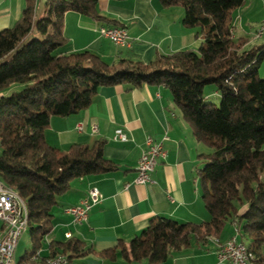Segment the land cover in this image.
<instances>
[{"label":"trees","instance_id":"1","mask_svg":"<svg viewBox=\"0 0 264 264\" xmlns=\"http://www.w3.org/2000/svg\"><path fill=\"white\" fill-rule=\"evenodd\" d=\"M98 1L49 0L42 13L31 3L13 27L0 31V178L27 204L31 240L20 263L48 242L59 198L74 179L119 168L106 157L104 139L67 149L52 146L46 139L51 118L89 107L103 86L147 83L171 90L196 139L210 148L201 155L198 173L210 220L156 217L133 239L102 254L125 264H161L195 241L220 237L235 223L253 260L264 264V79L259 76L264 45L247 48V39L234 35V11L246 0H160L164 7L181 6L183 24L200 29L203 41L198 50L158 54L148 63H108L91 50H63L68 11L108 20ZM13 83H21L22 90L5 96ZM208 84L217 85L219 105L205 100ZM48 246L51 256L62 253L68 260L90 252L77 238L51 240Z\"/></svg>","mask_w":264,"mask_h":264},{"label":"crops","instance_id":"2","mask_svg":"<svg viewBox=\"0 0 264 264\" xmlns=\"http://www.w3.org/2000/svg\"><path fill=\"white\" fill-rule=\"evenodd\" d=\"M48 1L0 0V31L13 27L31 3L36 4L39 11L40 5L45 6ZM98 10L107 21L72 10L66 13L64 33L68 41L63 46L65 52L91 50L108 63L122 59L148 63L158 54L197 49L203 41L200 29L183 24V8L164 7L160 0H99ZM234 17V35L247 39L245 47L264 45V34L256 36L264 19V0H246L234 11ZM115 24L127 28L131 46H118L100 34V26ZM119 128L127 133V141L115 139ZM149 137L162 141L167 155L159 160L152 173L154 183H135ZM46 139L61 149L74 143L93 145L104 139L106 157L117 162L119 168L104 175L72 181L70 190L59 198L53 231L45 246L34 254L39 253L34 262L44 264L51 256L49 241L77 238L90 252L69 260L68 264H125L122 258L111 260L102 252L114 248L120 240L133 239L153 218L168 217L198 224L210 220L198 177L204 165L201 155L210 148L196 139L174 102L171 90L165 85L103 86L89 107L65 117L53 116L46 129ZM2 183L5 182L0 178ZM92 186L99 188L102 201L93 207L87 221L76 223L67 208L80 204ZM3 226L1 220L0 233ZM235 229V223H228L220 237H210L206 242L195 241L161 264H231L219 259L218 249L220 243L236 234ZM22 239L23 236L15 255L19 262L26 254L17 258L24 245ZM31 258L23 262L34 263ZM249 264L257 263L252 260Z\"/></svg>","mask_w":264,"mask_h":264},{"label":"built area","instance_id":"3","mask_svg":"<svg viewBox=\"0 0 264 264\" xmlns=\"http://www.w3.org/2000/svg\"><path fill=\"white\" fill-rule=\"evenodd\" d=\"M99 32L118 46L124 47L132 44L125 26L102 25ZM263 34L264 19L256 31V36L261 37ZM115 139L127 141L128 135L123 128H119L116 130ZM146 145L139 161L138 175L135 179V183L139 184H152L155 182L152 173L159 160L167 155L162 141H156L149 137ZM102 197L99 188L92 186L88 191V195L80 204L68 207L67 212L73 216L74 222L83 223L89 219L93 207L102 201ZM22 213H24L23 203L16 200L15 193L10 192L6 185H0V219L4 223V228L0 233V264H25L15 262L16 249L26 227L22 220ZM235 232L236 234L228 239L227 245H219V259L229 261L231 264H246L242 253V241L238 239L237 227ZM70 236L71 234L68 233L67 237ZM64 256L66 255L56 254L50 256V263L64 264Z\"/></svg>","mask_w":264,"mask_h":264},{"label":"rangeland","instance_id":"4","mask_svg":"<svg viewBox=\"0 0 264 264\" xmlns=\"http://www.w3.org/2000/svg\"><path fill=\"white\" fill-rule=\"evenodd\" d=\"M182 9L181 6H178ZM39 13H42L43 10H44V5H40L39 7ZM198 29V28H197ZM202 43H200L196 48V50H198L200 48ZM259 76L260 78H263L264 79V60L259 68ZM23 88V85L21 83H13L11 84L8 88H6L5 90H3V94L5 96H8L10 95L11 93L13 92H17V91H20L22 90ZM204 95H205V100L208 101V102H213L217 105L220 104L221 102V96L220 94L217 92V85L216 84H208L206 85L205 89H204ZM2 151V148L0 146V153ZM0 224H1V219H0ZM240 238V236H239ZM22 242H23V247H21V249L19 250V253H18V257L17 258H20L22 257L26 251L28 249L31 248V240H30V233L28 230H26L23 234V239H22ZM247 244V242H245ZM24 250V251H23ZM20 251H23L21 254H20Z\"/></svg>","mask_w":264,"mask_h":264},{"label":"bare ground","instance_id":"5","mask_svg":"<svg viewBox=\"0 0 264 264\" xmlns=\"http://www.w3.org/2000/svg\"><path fill=\"white\" fill-rule=\"evenodd\" d=\"M0 185H6L10 192H14L15 193L16 200L19 201L20 203H23L24 213H22V220H23V223H25V225H26V227L24 229V232H25L27 230V226H28V207H27L26 202L24 201V199L19 195V193L12 186H10V185H8L6 183H2ZM227 244H228V239L225 242L220 243L219 245H227ZM242 253L244 255V259L246 261V264H249V262L252 261L254 259V257H255L254 253L249 250L247 244L245 242H243V241H242ZM57 255H65V254L58 253ZM37 257H38V254L32 256V258H31L32 260L31 261L34 262L37 259ZM68 261H69L68 257L64 256V264H68ZM15 262L16 263H20L19 261H17L16 256H15ZM21 263L29 264V263H26V262H21ZM32 264H41V263L34 262ZM44 264H53V263H50V257H47L45 259Z\"/></svg>","mask_w":264,"mask_h":264}]
</instances>
